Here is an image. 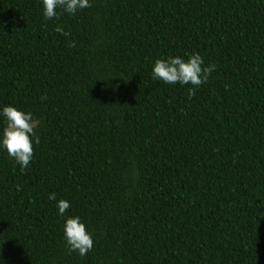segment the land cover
I'll list each match as a JSON object with an SVG mask.
<instances>
[{
  "label": "trees",
  "instance_id": "16d2710c",
  "mask_svg": "<svg viewBox=\"0 0 264 264\" xmlns=\"http://www.w3.org/2000/svg\"><path fill=\"white\" fill-rule=\"evenodd\" d=\"M192 53L215 65L195 95L152 78ZM6 105L39 143L23 173L0 151V264H264V0H90L51 21L0 0Z\"/></svg>",
  "mask_w": 264,
  "mask_h": 264
},
{
  "label": "clouds",
  "instance_id": "9594fccd",
  "mask_svg": "<svg viewBox=\"0 0 264 264\" xmlns=\"http://www.w3.org/2000/svg\"><path fill=\"white\" fill-rule=\"evenodd\" d=\"M40 2L42 15L49 21L58 19L62 13L71 16L77 11L90 7V0H40ZM55 31L63 36L71 35L59 26ZM70 46L75 45L73 43ZM214 70L215 65L205 66L199 53L190 54L187 60L181 56H168L166 59H157L154 62L152 78L169 85H189V94L195 95L196 90L207 82ZM0 120L4 124L0 131V151L7 153L23 173L32 161L33 144L39 143L35 130L37 121L31 112L26 113L11 105L0 107ZM17 190H20L19 187ZM48 199L56 202L57 215L64 217L71 206L70 202L63 199L57 200L55 193L49 194ZM63 239L70 251H78L81 256L93 247L92 235L86 231V226L79 216H69L65 219Z\"/></svg>",
  "mask_w": 264,
  "mask_h": 264
}]
</instances>
